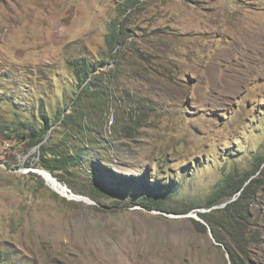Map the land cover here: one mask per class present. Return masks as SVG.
Listing matches in <instances>:
<instances>
[{
    "label": "rangeland",
    "instance_id": "1",
    "mask_svg": "<svg viewBox=\"0 0 264 264\" xmlns=\"http://www.w3.org/2000/svg\"><path fill=\"white\" fill-rule=\"evenodd\" d=\"M126 1L0 0L2 264H264V49L243 37L264 33V0ZM114 19L138 77L115 72ZM88 53L106 64L82 94L69 63ZM38 100L66 119L46 141L85 157L62 184L92 204L35 173L22 133ZM231 176L242 201L216 196ZM167 184L166 211L142 207Z\"/></svg>",
    "mask_w": 264,
    "mask_h": 264
},
{
    "label": "trees",
    "instance_id": "2",
    "mask_svg": "<svg viewBox=\"0 0 264 264\" xmlns=\"http://www.w3.org/2000/svg\"><path fill=\"white\" fill-rule=\"evenodd\" d=\"M136 0H127L125 5L121 7V12L124 14L127 10L133 7V4ZM109 34L106 37L105 43L110 51H116V69L115 72L119 75H124L127 72L129 67V72L134 74L135 76H139L140 67L142 66L140 63H143L144 60L136 55V61L129 62L127 58L122 54L125 40L128 35L126 34V28L122 21L118 19H114L112 23L109 25ZM123 63L127 64V68H123ZM105 61L95 60L89 56V53L79 57L77 60L69 63L70 70L74 78L77 80L79 86L82 88L80 93H85L88 91H93L94 89V81L95 75L94 73L98 71V69L104 66ZM132 64V66H131ZM131 66V68H130ZM109 78V75H106ZM80 94L78 95V97ZM30 114L32 116V120L28 121L25 124L24 131L22 136L24 140H27L30 145L33 147H37L40 150V169L51 173L55 178H57L61 183H64L61 176L58 174V171L66 169L68 167H83L81 160L85 157L83 153L80 152H71L68 146L65 143L61 145H51L46 141V137L52 131V128L60 123L59 125H63L66 122V119L55 111H48L41 100H38L35 104H30L29 107ZM114 121V120H113ZM90 174L92 179L95 181V187L100 191L102 195L110 194L109 187L105 186L102 182V179L97 175V171L95 169H90ZM164 190H160L157 186L153 188H147L144 190L143 195L141 197V205L142 207L148 210H157V211H166L165 205L167 204V196L175 193V188L171 185H165ZM72 189V188H71ZM231 191V193H230ZM247 187L242 185H238V181L233 176L228 177L224 181V183L219 187V191L217 192V197L219 198L222 195H236L239 193V197L237 200L242 201L246 198ZM93 200L96 201L95 198ZM222 201H217L216 204H220ZM237 201L232 202L227 207H231L235 205ZM202 218L209 224V221L205 215H201ZM233 263H237L235 258L232 257ZM0 264L2 261L0 260Z\"/></svg>",
    "mask_w": 264,
    "mask_h": 264
},
{
    "label": "bare ground",
    "instance_id": "3",
    "mask_svg": "<svg viewBox=\"0 0 264 264\" xmlns=\"http://www.w3.org/2000/svg\"><path fill=\"white\" fill-rule=\"evenodd\" d=\"M238 30H240L241 32L244 31L245 29H242L240 26H238ZM246 32H248V29L245 30ZM240 32V33H241ZM243 33V32H242ZM245 34V33H243ZM244 37V40L246 42H249L251 44H257L259 46H261L260 48H263L264 49V33H261L260 31H253L251 34H246ZM237 43L235 45H233L229 51L223 53L222 55L224 57H229L231 55L232 52L236 51L237 50ZM259 48V49H260ZM258 51V50H257ZM254 53V52H253ZM259 54V53H258ZM260 57V56H259ZM242 81V80H241ZM45 179L47 180L48 184L58 193L64 195V196H67V194H65L64 192V189L63 187H61L60 185L54 183L49 177L45 176ZM60 189H63L60 191ZM71 197V196H69ZM71 199V198H70ZM76 201H80V202H83L81 201L79 198H75ZM73 200V199H72Z\"/></svg>",
    "mask_w": 264,
    "mask_h": 264
},
{
    "label": "water",
    "instance_id": "4",
    "mask_svg": "<svg viewBox=\"0 0 264 264\" xmlns=\"http://www.w3.org/2000/svg\"><path fill=\"white\" fill-rule=\"evenodd\" d=\"M35 173L38 174L39 176L43 177L45 179V176L49 177L54 183L60 185L61 187L64 188V190L69 193L71 195V199H73L74 201H76L75 198H79L81 201L85 202V203H93L89 198L84 197V196H79L74 194L66 185H63L61 182L58 181L57 178H55L51 173L44 171V170H40V169H36ZM46 180V179H45ZM47 182V181H46Z\"/></svg>",
    "mask_w": 264,
    "mask_h": 264
}]
</instances>
